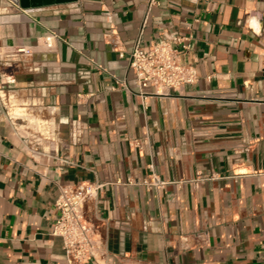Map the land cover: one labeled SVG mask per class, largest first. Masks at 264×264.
Instances as JSON below:
<instances>
[{"label": "crops", "instance_id": "obj_1", "mask_svg": "<svg viewBox=\"0 0 264 264\" xmlns=\"http://www.w3.org/2000/svg\"><path fill=\"white\" fill-rule=\"evenodd\" d=\"M159 1L143 45L190 38L199 79L145 109L147 0H0V264H67L50 229L81 183L103 185L87 264H264V0Z\"/></svg>", "mask_w": 264, "mask_h": 264}, {"label": "built area", "instance_id": "obj_2", "mask_svg": "<svg viewBox=\"0 0 264 264\" xmlns=\"http://www.w3.org/2000/svg\"><path fill=\"white\" fill-rule=\"evenodd\" d=\"M159 5V0H147L146 17L129 54V69L135 76L145 109L150 96H170L199 79L197 68L186 59L191 50L190 38L176 37L143 45L142 36L149 14ZM57 40L60 37L50 32L44 38L43 45L47 50H52ZM17 52L29 55L33 50L22 47L17 48ZM125 55V51H119L121 58H125ZM34 153L38 154V150ZM128 183L139 182L129 180ZM145 184L154 187L165 185L157 176ZM102 187L98 183H81L59 188L56 201L59 214L51 225L50 234L62 239L67 264H87L95 260L100 252V239L95 226L88 219L86 206L97 197Z\"/></svg>", "mask_w": 264, "mask_h": 264}, {"label": "water", "instance_id": "obj_3", "mask_svg": "<svg viewBox=\"0 0 264 264\" xmlns=\"http://www.w3.org/2000/svg\"><path fill=\"white\" fill-rule=\"evenodd\" d=\"M12 4L19 6L21 9H29L31 8V2L38 1V0H8ZM51 1V0H50ZM58 3H71L75 2L76 0H57Z\"/></svg>", "mask_w": 264, "mask_h": 264}]
</instances>
